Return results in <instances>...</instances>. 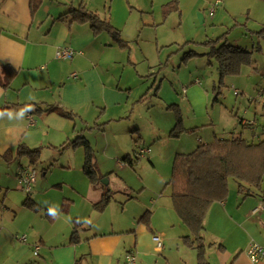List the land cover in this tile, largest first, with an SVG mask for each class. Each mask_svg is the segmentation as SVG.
<instances>
[{"label":"rangeland","instance_id":"1","mask_svg":"<svg viewBox=\"0 0 264 264\" xmlns=\"http://www.w3.org/2000/svg\"><path fill=\"white\" fill-rule=\"evenodd\" d=\"M171 1L109 0L106 6L110 10L103 8L100 16L108 17L123 43L103 32L109 45L100 56L105 66L111 65V69L104 68L117 81L123 77V84L131 93L130 102L125 108L111 109L105 118L96 121L99 111L88 125L77 120L74 135L70 131L68 137H46L40 147L41 158L32 166L38 181L50 178V186L59 182L42 193L37 203L44 205V211L52 208L47 204L66 210L70 202L64 203L63 199L68 198L64 193L71 194L85 174L83 171L79 177L77 172L82 171L85 149L73 145L80 134L93 150L100 178L98 187L110 195L111 201L106 214L97 213L102 216L95 214L88 219L89 212L83 211L87 221L75 236L87 240L97 232L132 230L147 213H151L149 220L153 218L159 234L161 228L167 231L161 237L163 249L151 254L137 249L134 233H121L113 264H127L126 255L132 250L138 255L136 264H198V251L182 244V238L190 232L174 210L171 187L167 186L175 157L222 138L242 137L255 143L264 140V38L258 34L264 28V4L239 0L245 4L230 12L223 0L214 16H210L214 0H208L207 7H201V0H180L181 10L166 14L165 6ZM246 3L253 5L250 11ZM219 37L223 41L218 46L228 38L229 44L250 56L239 74L227 75L222 82L217 60L210 55L212 45L205 44ZM190 52L191 56L185 59ZM175 98L180 101H170ZM94 114L90 113L89 118ZM116 114L122 122L108 123ZM142 149L149 153L141 156ZM27 159L17 160L30 166ZM19 165L16 161L8 167ZM17 184V190H11L9 196L5 191L0 195L1 204L5 201L6 206L10 200L16 207L28 198L34 200L38 184H34L32 194L25 193L18 181ZM229 189L232 218L223 216L204 233L205 255L210 264H231L234 257L227 258L228 252L239 254L253 243L264 248V213H252L259 204L264 205V175L262 189L251 188L253 195L247 190L240 192L239 182L233 178ZM74 207L75 212L79 205ZM61 217L63 224L66 216ZM60 229L65 228L62 225ZM82 259L78 255L79 264ZM87 264L96 261L87 258Z\"/></svg>","mask_w":264,"mask_h":264},{"label":"crops","instance_id":"2","mask_svg":"<svg viewBox=\"0 0 264 264\" xmlns=\"http://www.w3.org/2000/svg\"><path fill=\"white\" fill-rule=\"evenodd\" d=\"M207 1L201 0V7H207ZM257 1L259 6L264 4V0ZM31 2L32 0H0V76L9 85L8 88L0 85V108L11 107L0 116V195L5 191L7 196L19 186L17 172L23 163L17 158L7 161L4 155L16 152L22 144L34 149L40 148L41 143L50 135L53 138H64L68 137L70 131L74 135L77 120L88 125L101 111L95 117L99 121L111 109L125 108L131 97L130 90L123 84V77L117 81L115 75L104 68L111 69V65H104L100 56L106 51L109 39H103L102 33L95 35L88 22L79 23L71 21L70 17L61 18L71 8L81 5L100 16L103 8L110 10L106 6L109 0H43L35 12L32 11ZM224 4L232 12L238 5L243 6L245 1L224 0ZM252 6L246 3L249 11ZM63 47L73 48L78 55L72 60L56 58L57 50ZM162 88L163 85L157 89ZM170 101L180 100L175 98ZM52 106L73 113L75 120L55 111L45 112ZM93 112L94 116L89 118V114ZM30 115L35 117L34 125H30ZM113 122L119 123L122 119L116 114L108 123ZM16 161L20 165L12 170L10 167ZM80 169L82 171H77L80 173L79 177L83 175L84 164ZM85 175L82 183H75L71 194L64 193L68 195V198L63 199L64 203L70 202L66 210L47 204V207H52L47 210L56 215L46 214L44 205L37 203L42 193L59 185L56 182V186H50V178L39 181L36 179V197L34 200L29 198L33 202L25 204V201L23 205L18 203L16 207L10 200L6 206L5 201L0 203V264H79L78 255L83 257L80 264H87V258L91 261L95 259L96 264H113L112 258L121 233L126 231L135 234V245L144 254L159 250L154 237H159L163 242L161 237H165L167 231L161 228L159 234V230L153 226V218L150 219L153 231L140 221L136 228L119 233L114 230L110 234L97 232L87 240L74 236L75 231L79 232L78 229L85 227L87 218L83 216V211H88V219H91L99 212L94 205L106 196V191ZM62 181L63 179L60 180ZM33 203L38 204L40 210L30 207ZM75 205L79 207L74 212ZM107 207L103 210L104 214ZM260 212L264 213L263 204L252 210V213ZM62 214L66 216L63 224L60 223ZM223 216L232 218V207L228 201L212 206L206 217L205 233ZM99 221L100 217L97 223ZM62 225L64 230L60 229ZM23 236L26 241L21 240ZM182 244L187 247L183 238ZM36 246H40L37 255ZM247 249L236 255L230 251L227 258L234 257L231 264H264L263 261H251ZM133 251L131 252L138 257Z\"/></svg>","mask_w":264,"mask_h":264},{"label":"trees","instance_id":"3","mask_svg":"<svg viewBox=\"0 0 264 264\" xmlns=\"http://www.w3.org/2000/svg\"><path fill=\"white\" fill-rule=\"evenodd\" d=\"M43 0H32L31 8L35 12L42 5ZM180 0H172L165 6V13L178 12ZM71 18V21L85 23L88 22L95 35L109 32L115 39L123 43L119 32L107 19H102L98 14L88 10L84 5L78 8H71L69 12L63 14L61 18ZM264 38V28L258 32ZM223 38V36H222ZM221 38L217 40L205 41V44L212 45L211 57L218 63V70L222 79L229 75L240 73L241 66L250 61L248 52L241 48L229 44L228 38L218 46ZM223 41V40H222ZM221 41V42H222ZM191 56V52L185 59ZM183 59V60H185ZM12 76V74L10 75ZM220 82V83H221ZM0 85L8 88L0 76ZM8 108H0V116ZM55 111L59 114L75 120L74 114L64 111L61 107L52 106L45 112ZM73 145L84 147V172L94 183L99 184L100 178L96 174L93 150L84 140L83 136L75 139ZM27 157L30 166L36 165L41 158L40 148H30L25 144L18 147L16 152H8L4 155L7 161L14 158ZM264 175V140L257 143L250 142L242 137L232 139H217L210 144H200L197 149L190 154H177L173 162L172 177L167 186L171 187V198L174 209L181 222L188 228L190 234L183 238L184 244L198 251V264H210L205 255V221L208 212L215 203L227 202L230 196L229 181L235 179L239 182V191H248L253 195L251 188L262 189ZM2 188L0 187V193ZM32 201L29 198L25 202ZM110 195L105 196L99 203L94 205L98 211H103L110 203ZM33 202V201H32ZM67 202V201H66ZM69 202V201H68ZM36 203L30 205L35 210H40ZM67 204V203H66ZM69 205V204H67ZM34 206V207H33ZM51 211H46L50 214ZM53 215L56 213L51 212ZM50 214V215H52ZM149 214L141 219L149 230L153 231ZM77 231L74 232V236Z\"/></svg>","mask_w":264,"mask_h":264},{"label":"built area","instance_id":"4","mask_svg":"<svg viewBox=\"0 0 264 264\" xmlns=\"http://www.w3.org/2000/svg\"><path fill=\"white\" fill-rule=\"evenodd\" d=\"M223 3V0H216L214 2V5L209 8V14L210 16H214L216 13L217 7H219ZM78 52H76L71 47H63L57 50L56 52V58L62 59V60H69L72 59ZM30 125H34L36 123L34 115H30L29 117ZM149 153L147 149L140 150L141 156H146ZM17 178L19 181V184L23 191L27 194H31L33 191L34 184L36 183L37 179V171L32 168V166H25L22 165L19 167L17 172ZM22 241H26V237H21ZM155 242L157 243V246L159 250L161 251L163 248V242L159 237H154ZM40 250V246H36V255L38 254ZM247 254L251 261L253 262H261L264 260V248L256 243H253L250 248L247 251ZM137 258L136 255L132 252L128 253L126 255V262L127 264H136Z\"/></svg>","mask_w":264,"mask_h":264},{"label":"clouds","instance_id":"5","mask_svg":"<svg viewBox=\"0 0 264 264\" xmlns=\"http://www.w3.org/2000/svg\"><path fill=\"white\" fill-rule=\"evenodd\" d=\"M50 214H52V213L50 212Z\"/></svg>","mask_w":264,"mask_h":264}]
</instances>
